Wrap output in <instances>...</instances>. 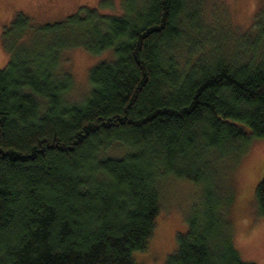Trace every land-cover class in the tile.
Returning <instances> with one entry per match:
<instances>
[{
  "label": "trees",
  "instance_id": "obj_1",
  "mask_svg": "<svg viewBox=\"0 0 264 264\" xmlns=\"http://www.w3.org/2000/svg\"><path fill=\"white\" fill-rule=\"evenodd\" d=\"M120 6L4 28L0 264H138L173 181L192 190L165 264H253L234 244L226 167L264 139V1L247 26L203 0ZM75 47L115 54L80 101L61 68ZM255 201L264 215V175Z\"/></svg>",
  "mask_w": 264,
  "mask_h": 264
},
{
  "label": "rangeland",
  "instance_id": "obj_2",
  "mask_svg": "<svg viewBox=\"0 0 264 264\" xmlns=\"http://www.w3.org/2000/svg\"><path fill=\"white\" fill-rule=\"evenodd\" d=\"M103 1L106 0H0V68L6 66L10 58L2 33L17 13L25 15L32 24H48L65 19L82 6L96 7L103 13L121 11L123 0H107V6L101 5ZM263 1L203 0V8L210 17L216 13L217 17L222 16L233 25L247 26L252 23ZM64 55L66 61L61 68L71 74L73 88L70 98L74 101H80L90 93V72L97 64L115 58L111 49L95 54L82 47L69 49ZM226 169L231 171L234 180L233 191L231 189V194L227 193V196L232 197L234 192V201L230 204V215L234 220L230 219L234 227L235 247L244 261L264 264V215L258 214L255 201L257 185L264 175V139L252 140L236 165ZM191 190L186 181L169 182L162 189V211L156 218L155 233L148 248L135 253L138 264L166 263L167 256L176 248L177 233L186 230L183 198ZM195 195L191 201L197 199Z\"/></svg>",
  "mask_w": 264,
  "mask_h": 264
}]
</instances>
